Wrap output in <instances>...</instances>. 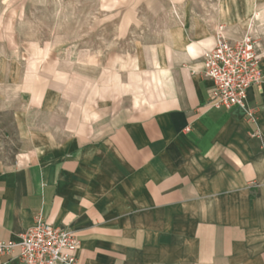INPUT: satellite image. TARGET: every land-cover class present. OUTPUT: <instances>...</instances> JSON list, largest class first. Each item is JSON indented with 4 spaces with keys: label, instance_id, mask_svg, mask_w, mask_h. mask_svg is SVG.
Listing matches in <instances>:
<instances>
[{
    "label": "crops",
    "instance_id": "1",
    "mask_svg": "<svg viewBox=\"0 0 264 264\" xmlns=\"http://www.w3.org/2000/svg\"><path fill=\"white\" fill-rule=\"evenodd\" d=\"M36 1L0 0V241L41 214L81 264H264V83L252 123L199 74L264 0Z\"/></svg>",
    "mask_w": 264,
    "mask_h": 264
},
{
    "label": "built area",
    "instance_id": "2",
    "mask_svg": "<svg viewBox=\"0 0 264 264\" xmlns=\"http://www.w3.org/2000/svg\"><path fill=\"white\" fill-rule=\"evenodd\" d=\"M226 31L224 25H218L214 47L202 55L199 74L213 84L206 108H240L255 123L257 111L251 107L248 95L252 87L264 83V31L257 27L256 17L239 39H231ZM81 247L82 241L75 231L50 224L40 214L18 241H0V254L16 253L22 264H81Z\"/></svg>",
    "mask_w": 264,
    "mask_h": 264
},
{
    "label": "rangeland",
    "instance_id": "3",
    "mask_svg": "<svg viewBox=\"0 0 264 264\" xmlns=\"http://www.w3.org/2000/svg\"><path fill=\"white\" fill-rule=\"evenodd\" d=\"M88 3L91 2V0H86ZM36 2H43L42 0H39V1H36ZM54 2H57V1H54ZM99 2H102V0H99ZM103 2L105 3L106 0H103ZM56 14H58L56 12ZM20 30V33H22L23 35H26L29 31H32L31 29H26V28H23V29H19ZM31 47V50H28L29 53L33 54V53H42V51L46 48V50L48 49L49 45H45L43 43H37L36 45H30Z\"/></svg>",
    "mask_w": 264,
    "mask_h": 264
}]
</instances>
